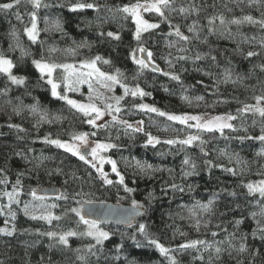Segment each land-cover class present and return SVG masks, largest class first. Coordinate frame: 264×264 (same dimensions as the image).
Segmentation results:
<instances>
[{
  "label": "trees",
  "instance_id": "obj_1",
  "mask_svg": "<svg viewBox=\"0 0 264 264\" xmlns=\"http://www.w3.org/2000/svg\"><path fill=\"white\" fill-rule=\"evenodd\" d=\"M13 2L0 0V3ZM77 3H92L95 7L73 11ZM135 3L137 0H42V5L48 7L34 9L28 0H21L10 11H0V53L13 61L15 74L25 77L22 85H16L6 74L0 73V180L7 179V183H0V228L11 230L14 226L16 229L11 236L0 233V264H168L138 232L140 224L146 225L151 238L177 250L173 255L178 264H209L210 258L211 264H264V240L260 239L258 231V227H264V218L252 215L260 211L264 201L257 193L249 194L246 187L264 180V155H257L264 150V142L247 139L262 134L264 118L258 114L238 113L245 104H253L254 97L264 95V27L247 21L238 25L230 23L246 16L264 21V0L257 3L251 0H175L176 8L195 7L198 12L166 13L167 21L155 12L147 13L146 19L159 23L160 27L142 34L143 47L152 52L151 62L160 68L159 72L149 67L141 70L134 62L136 25L131 17L125 18L126 14L115 11L117 7ZM33 11L39 30L35 43L25 32L31 25ZM221 16L225 24L221 25L216 19L209 25L210 18ZM56 22L62 30L55 28ZM194 23L196 32H189L188 28ZM170 24L178 26L189 40L169 35L175 31ZM210 27L214 31L210 32ZM107 32L118 34L120 40L107 37ZM81 43L87 46L77 47ZM52 47L59 51L50 53ZM250 51L258 55L248 57ZM98 55L110 61L109 64L97 62L101 71L114 75L119 70V79L127 88L139 87L150 93L133 97L130 93L125 95L120 83L113 85L124 97L121 112L116 116L133 127L139 126L141 131H126L124 125L113 124L112 119L104 124L109 125L108 128L90 129L82 114L51 95L50 85L41 79L33 64V60L43 56L46 61L76 65ZM197 56L200 59H196ZM59 75L58 69L55 77ZM172 75L179 79L173 80ZM68 95L86 100L83 92ZM33 105L37 106L36 112L32 111ZM140 105L154 106L176 115H233L237 117L233 120L237 130H228L223 135L198 130L141 109ZM45 113V118L41 119ZM139 121L143 123L138 125ZM88 130L96 132L94 140L117 145L109 149L107 156L117 162L124 184L134 189L133 193L124 192L116 173L110 178L114 183L108 185L95 168L44 142L46 137L69 141L73 133ZM146 134L161 141L198 135L204 143L197 140L183 148L163 142L152 146L147 145ZM186 157L195 164L194 170L183 163ZM136 161L159 170L146 175L136 167ZM227 168L233 169L235 174L225 171ZM190 171L194 174L184 175ZM18 176L21 180V185L16 186L19 203L10 202L4 193L13 192ZM173 184L183 191L173 189ZM44 187H59L58 197L63 195L67 199L44 197V204L55 207L39 208L41 201L35 200L32 192ZM149 193L153 198H149ZM132 200L144 204L145 217L131 229L100 225L109 232L110 238L104 241L102 251L100 245L93 249L96 255L87 250L95 244L91 237H69L68 246H64L59 244L58 238L47 235L70 230L84 232L86 226L71 209H80L85 201L132 205ZM209 200H213L210 212L197 209L195 216L190 214L189 209L197 201L207 204ZM25 203L36 209L37 216L50 212L60 219H52L51 223L33 220L23 212ZM10 212L16 213L14 220ZM254 231L257 232L255 237ZM213 232L217 235L213 236ZM193 240L220 247L219 258L214 247L205 251L203 245H197V249L179 250V245ZM241 243L247 251L238 250ZM80 255L86 260H79ZM199 255L203 260L196 259Z\"/></svg>",
  "mask_w": 264,
  "mask_h": 264
},
{
  "label": "snow or ice",
  "instance_id": "obj_2",
  "mask_svg": "<svg viewBox=\"0 0 264 264\" xmlns=\"http://www.w3.org/2000/svg\"><path fill=\"white\" fill-rule=\"evenodd\" d=\"M21 0H14L13 3H0V11L2 12H7L19 5ZM29 3L32 4L34 9H39L42 6L43 7H48V5L44 4L42 5V0H28ZM252 3H257L258 0H251ZM175 0H146L145 3H140L139 0H137V3L135 4H130V5H125L123 7H117L115 9L116 12H122L125 15V18L131 17L136 25L135 28V39L137 40V49L133 51L132 53V59L134 60L135 63L139 65V68L141 70L146 69L150 66L149 62L152 59V52L147 50L145 47H143V41H142V34L145 32H148L149 30L153 29H158L160 27L159 23H149L147 20H145L142 16V10L143 11H150V12H155L159 17H161L164 21L168 20V16L166 13H172V12H179L184 15H190L194 12H198V9L195 7H180L176 8L175 6ZM95 5L92 3H77L72 7V10L75 11L77 9H92L94 8ZM109 11H112V9H109ZM16 18L19 20L20 16L17 13ZM216 19L220 20V24L223 25L225 24L224 18L221 17H213L210 18L208 23L209 25H213L214 21ZM249 22V23H260L262 27H264V21H255L251 16H246L243 18V20H237L233 19L230 21L232 24H241L243 22ZM170 27H174L175 31L170 32L169 35H175L178 37L180 40L183 41H188L189 37L183 35L181 33L180 29L178 26H173L170 24ZM55 28L57 30H62L59 22H56ZM47 31V29H45ZM189 32L195 33L196 32V25L195 23L188 28ZM209 31L212 32L214 31L213 27L209 28ZM15 35V32L12 33ZM26 34L33 43L37 41V37L39 35V30L37 27V15L36 12L33 11L31 13V27L26 28ZM101 35H104L101 33ZM107 37H110L114 40H120V36L118 34H115L113 32H107ZM19 46V45H17ZM87 46L86 43H81L80 45H77V47H84ZM183 50V49H182ZM59 51V49H56L55 47H52L49 49V52H56ZM67 51L73 52L74 50L68 49ZM142 53L145 54V58H137L136 53ZM23 54V52H22ZM258 55L256 52H248L247 56L252 57ZM183 59V57H181ZM196 59H200L199 56L196 57ZM97 62H102L103 64H109L110 61L104 59L101 56H96L93 59H89L87 61H83L79 69L75 64H70V63H56L51 60H45L43 56L39 60H33V64L35 65L36 69L40 72L41 74V79L45 80V83L47 85H50V92L53 97H55L58 100H63L66 102L67 105H69L72 109H75L78 113L82 114V116L85 118V121L87 124L91 125L93 128H108L109 125H97V121L101 120L104 116L105 113L112 115L113 112L119 113L121 112V101L123 100L124 97L122 96H116V97H111L112 100L115 101V103H105L103 105V110L100 106L97 105L94 101L96 99H102L100 94L97 92L95 96L93 95L94 92V85L93 81H95L97 84H99L101 87L107 88L109 91L112 90V86L120 83L121 87L124 88V93L125 95H128L129 93L135 97L137 95L143 97L145 95H150V93H145L143 92L142 89L139 87H136L135 89H129L123 83H121L119 77L121 76V73L119 70H116V74L111 75L106 72H103L100 70V68L97 67ZM14 67L13 61L9 58H7L3 53H0V73L8 75V78L10 79L11 83L16 84V85H21L24 83V77H18L16 75L12 74V68ZM60 70V75L58 77H54V73L57 72V70ZM81 69H88L87 71H82ZM154 70H159L158 68H155ZM171 78L173 80H178L179 77L176 75H172ZM229 77L226 75V80ZM87 83L88 84V90H89V97H88V103H80L77 100L71 99L68 96V93L71 92H77L79 91V86L81 84ZM61 85H63V89L58 91V89H61ZM7 92V89H5V93ZM198 100H202L203 97H197ZM255 99V104H245L243 108L238 110V113H251L253 115L258 114L261 118H264V95L256 96L254 97ZM141 109H144L148 112H153L156 113L157 115L161 117H167L169 121L173 122H178L182 125H187L188 127H195L198 130L206 131V132H219L221 135L224 134L225 129H230L233 131H236L237 129L234 128L233 124L230 123V121L237 119L236 116L233 115H226V116H217L213 118H209L205 120L201 116H194V115H172L168 114L165 112L160 111L159 109L155 107H149L148 105H140L139 106ZM37 106L33 105L32 106V111L36 112ZM46 116V113L41 116V119H44ZM59 119V117H57ZM112 121L113 124L116 125H124L125 129H131L133 132H138L141 131L142 129L137 126L133 127V125L128 124L126 121L118 119L116 115H112ZM190 121H195V124L192 125L189 122ZM142 121L137 122L138 125L142 124ZM9 127H13V125H9ZM261 135L258 137H252L248 136L247 139H257L261 142H264V128L261 129ZM95 136L96 132L92 133H73L71 135V141L70 142H65L61 141L60 139H49L45 138L44 142L47 144H51L56 146L57 148L63 149L64 152L70 153L72 156L77 157L79 160L83 161L86 165H89L92 168H95L97 172L100 173L101 177L104 179V182L108 185H112L114 182L110 179L107 178V175L103 172V164L108 163L112 167V171L116 173V175L119 177L118 183L120 185H123V190L125 193H133L135 190L127 187L124 184V176L120 174V172L117 170V162L115 160H112L110 158H105L100 155L101 152H106L109 149H112L114 147H117V145L112 144V143H99V142H92L94 146L90 145L89 141V136ZM147 135V145H152L155 146L156 144H159L161 142L168 144V145H181L182 148L183 146H190L194 141L200 140V137L198 135H188L185 139H167L164 141L159 140L156 137H153L151 134H146ZM118 138V137H117ZM243 139V138H241ZM200 143L203 144L204 141L200 140ZM86 149H90L88 151H85ZM182 150V149H181ZM203 151V149H201ZM257 155H264V150H262L260 153H257ZM91 157V159H89ZM231 160V157H230ZM185 165H191V168L194 170L195 169V164L191 163L190 160L186 157L183 161ZM237 163H240L239 157H237ZM99 165V166H98ZM136 167L140 170V172L145 173L146 175L149 173V171H158L159 169H156L153 167L151 164L147 163H142L140 161H136ZM225 171L228 172H233L235 174L234 170L231 168L225 169ZM194 171L190 172H185L184 175H193ZM22 175V174H20ZM149 178H151L149 176ZM0 183H7V179H2L0 180ZM67 183V181H65ZM21 185V180L18 176L16 180V184L13 188V192H5L4 195H6L9 199L10 202H15L19 203V200L16 199L18 192L16 186ZM248 189L249 194H259V197L261 201H264V180H261L257 184H252L249 183L246 185ZM173 189H177L180 191H183V188L173 184L172 185ZM32 196L35 200L41 201L39 204V208L41 209H47L49 207H55V205H47L44 204V197L37 196L35 191L32 192ZM58 199L64 198L67 199L66 196H60L57 197ZM149 198H153L152 194L149 193ZM79 203V202H78ZM213 205V200H209L207 204H201L200 202H196L192 208L189 209L190 214L193 216L196 215V210H200L202 212H210L211 208ZM144 204L132 200V209L133 211L128 213V215L125 218L126 223L128 224L129 227L132 226V220L136 216H140L143 214L144 211ZM36 209L32 208L30 204L25 203L23 212L26 216H29L33 220H46L49 223H51L52 219L59 220L60 217H53L51 213L49 212L47 215L41 214L37 216L35 214ZM72 212H74L79 218L80 222H82L86 226V230L84 232H76V231H68L66 233H60L57 234L56 232H48L47 235L50 238H58V242L61 245L68 246L69 244V237H75V236H88L91 237L94 241L95 244H92L88 246V252H90L92 255H96V252L93 251V249H96L97 245L101 246L102 251V246L104 241L108 240L110 238V234L107 231H104L101 227L100 224L102 221L96 220V219H87L85 218L84 215L81 214V210L79 208H72ZM9 215L11 218L14 220L16 213L15 212H10ZM253 217L255 218L257 215L260 217L264 218V203L260 204V211L259 212H253L252 213ZM7 223V221H6ZM241 221H236V224L239 225ZM258 225L260 224V221H257ZM196 227L199 228V221L196 223ZM15 227L11 230L8 228H0V233L11 236L15 232ZM258 231L261 233L260 239L264 240V227H258ZM138 232L144 236V238L147 240L148 245L153 246L162 257L165 258V260L168 262V264H178V261L173 255L174 252H176V249H170L168 247H165L163 244H161L158 240L151 238L147 231H146V225L145 224H140L138 226ZM257 234L256 231L252 233V235L255 237ZM213 236L217 235L215 232L212 233ZM133 240H135V236L132 237ZM243 239V237H242ZM197 245H203L205 251H207L210 248H213V244H208L204 240H193L188 243H182L179 245V250H188V249H197ZM139 247V243L137 244ZM231 247V244H229ZM215 253L217 258H219V253L222 251L220 247H214ZM240 252H245L247 251L245 245L243 243L240 244L239 249ZM77 252L80 251V249L76 250ZM120 249L117 248V252H119ZM78 259L81 261H85L86 257L83 255L78 256ZM116 259H119L117 256ZM196 259L203 260V256L199 255L196 257ZM209 264H211V258L209 259Z\"/></svg>",
  "mask_w": 264,
  "mask_h": 264
},
{
  "label": "water",
  "instance_id": "obj_3",
  "mask_svg": "<svg viewBox=\"0 0 264 264\" xmlns=\"http://www.w3.org/2000/svg\"><path fill=\"white\" fill-rule=\"evenodd\" d=\"M140 58H145V54L140 53ZM149 68L153 71L159 72L160 68L149 62ZM158 68L159 70H154ZM90 149H86L88 151ZM37 196L41 197H58L61 193L59 187H44L35 190ZM81 214L87 219H96L102 221L100 225L103 226H116L125 229L134 228L138 221L145 217L146 211L144 209L143 214L136 216L132 220V226L129 227L125 221L128 213L132 212V205L123 203H111V202H83L80 206Z\"/></svg>",
  "mask_w": 264,
  "mask_h": 264
},
{
  "label": "rangeland",
  "instance_id": "obj_4",
  "mask_svg": "<svg viewBox=\"0 0 264 264\" xmlns=\"http://www.w3.org/2000/svg\"><path fill=\"white\" fill-rule=\"evenodd\" d=\"M140 3H145V2H140ZM150 11H143L142 10V16H143V18L145 19V20H147L146 19V14L147 13H149ZM148 21V20H147ZM149 22V21H148ZM150 23V22H149ZM31 27V25L28 27V28H30ZM37 27H38V22H37ZM25 32H26V30H25ZM27 35V34H26ZM28 37V36H27ZM38 38H39V35H38V37H37V40H38ZM137 56H138V58H140V53L138 52V54H137ZM81 64V63H80ZM80 64H76V66H77V68L79 69V66H80ZM97 67H98V65H97ZM82 71H87L88 69H81ZM12 74L13 75H16V76H18V77H24V76H19V75H17V74H15L14 73V70H13V68H12ZM40 73V72H39ZM8 76V75H7ZM54 77H55V73H54ZM24 82H25V77H24ZM22 85V84H21ZM93 85H94V92H93V95L95 96V94L98 92L99 94H100V96L102 97V99H96L94 102L95 103H97V105L98 106H100L101 108H102V110H103V105L105 104V103H115V101L114 100H112L111 99V97H116V96H122L121 94L122 93H118L117 92V90L116 89H114V87L112 86V90L111 91H109L107 88H105V87H101L99 84H97L95 81H93ZM58 91H60V89H58ZM84 93V95H85V99L86 100H80V99H78L77 98V96H75V97H70L69 95V98H71V99H74V100H77L78 102H80V103H88L89 101H88V97H89V90H88V84L87 83H84V84H81L80 86H79V91H77V92H73L75 95H79L80 93ZM253 104H255V102L253 103ZM262 106H264V105H262ZM149 107H154V106H149ZM156 108V107H155ZM112 115H116V113L115 112H113L112 113ZM112 115H109V114H107V113H105V116L101 119V120H99V121H97V125L99 126V125H104L106 122H108L110 119H112ZM172 115H176V114H172ZM178 116H181V115H178ZM194 116H201V117H203L205 120H207V119H209V118H213V117H217V116H226L225 114H217V115H194ZM190 124H192V125H194L195 124V121H190L189 122ZM230 123H232L233 124V120L232 121H230ZM88 126H89V128L90 129H93V127L91 126V125H89L88 124ZM99 128V127H98ZM228 130H230V129H225L224 130V132H227ZM86 133H91L89 130L88 131H85ZM84 133V132H83ZM89 141H90V145L91 146H94L93 144H92V142H99V143H106V142H103V141H97V140H94V138H93V136H89ZM71 141V139L69 140V141H65V142H70ZM108 151L109 150H107L106 152H101L100 153V155L101 156H103V157H105L106 159L108 158V156H107V153H108ZM89 159H91V157H89ZM99 166V165H98ZM102 170H103V172L107 175V178L108 179H110L111 177H112V175L113 174H115L113 171H112V167H111V165L110 164H108V163H104L103 164V168H102ZM260 181H258V182H253L252 184H257V183H259ZM258 194V193H257ZM101 227V226H100ZM102 228V227H101ZM103 229V228H102ZM104 230V229H103ZM104 231H106V230H104Z\"/></svg>",
  "mask_w": 264,
  "mask_h": 264
}]
</instances>
